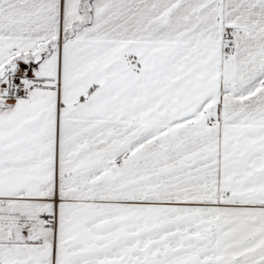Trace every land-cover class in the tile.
I'll return each mask as SVG.
<instances>
[{"label":"snow or ice","instance_id":"obj_1","mask_svg":"<svg viewBox=\"0 0 264 264\" xmlns=\"http://www.w3.org/2000/svg\"><path fill=\"white\" fill-rule=\"evenodd\" d=\"M0 264H264V0H0Z\"/></svg>","mask_w":264,"mask_h":264},{"label":"crops","instance_id":"obj_2","mask_svg":"<svg viewBox=\"0 0 264 264\" xmlns=\"http://www.w3.org/2000/svg\"><path fill=\"white\" fill-rule=\"evenodd\" d=\"M21 67H24L23 65H21ZM31 73H29V75H30Z\"/></svg>","mask_w":264,"mask_h":264}]
</instances>
